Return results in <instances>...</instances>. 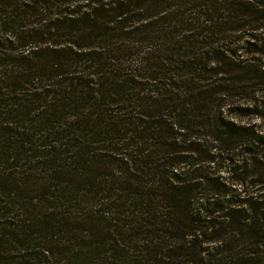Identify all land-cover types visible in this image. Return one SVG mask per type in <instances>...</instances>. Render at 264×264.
Instances as JSON below:
<instances>
[{
	"label": "trees",
	"instance_id": "16d2710c",
	"mask_svg": "<svg viewBox=\"0 0 264 264\" xmlns=\"http://www.w3.org/2000/svg\"><path fill=\"white\" fill-rule=\"evenodd\" d=\"M0 264H264V0H0Z\"/></svg>",
	"mask_w": 264,
	"mask_h": 264
}]
</instances>
